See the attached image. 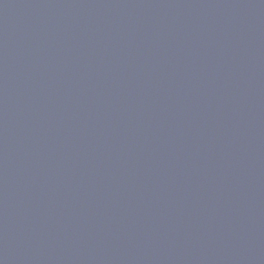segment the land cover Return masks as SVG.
<instances>
[{"label": "water", "instance_id": "95a60500", "mask_svg": "<svg viewBox=\"0 0 264 264\" xmlns=\"http://www.w3.org/2000/svg\"><path fill=\"white\" fill-rule=\"evenodd\" d=\"M0 264H264V0H0Z\"/></svg>", "mask_w": 264, "mask_h": 264}]
</instances>
